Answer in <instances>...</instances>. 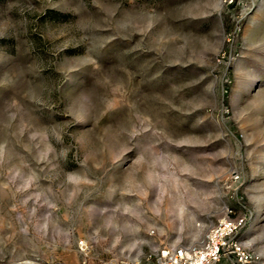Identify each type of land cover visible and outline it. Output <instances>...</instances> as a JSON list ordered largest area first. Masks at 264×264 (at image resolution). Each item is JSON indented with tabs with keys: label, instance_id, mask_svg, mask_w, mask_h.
Returning a JSON list of instances; mask_svg holds the SVG:
<instances>
[{
	"label": "rangeland",
	"instance_id": "rangeland-1",
	"mask_svg": "<svg viewBox=\"0 0 264 264\" xmlns=\"http://www.w3.org/2000/svg\"><path fill=\"white\" fill-rule=\"evenodd\" d=\"M226 208L264 264V0H0V264H151Z\"/></svg>",
	"mask_w": 264,
	"mask_h": 264
},
{
	"label": "built area",
	"instance_id": "built-area-1",
	"mask_svg": "<svg viewBox=\"0 0 264 264\" xmlns=\"http://www.w3.org/2000/svg\"><path fill=\"white\" fill-rule=\"evenodd\" d=\"M244 223V215H235L231 208H226L198 242L163 247L148 259L151 264H257V255L242 241ZM79 244L84 250L85 244L82 241ZM97 264L139 262L110 258Z\"/></svg>",
	"mask_w": 264,
	"mask_h": 264
},
{
	"label": "bare ground",
	"instance_id": "bare-ground-1",
	"mask_svg": "<svg viewBox=\"0 0 264 264\" xmlns=\"http://www.w3.org/2000/svg\"><path fill=\"white\" fill-rule=\"evenodd\" d=\"M191 233H192V236H194V237L196 236V237H197V236L199 235V227L196 226L195 228H193L192 231H191ZM26 261H27V260H26ZM28 261H29V260H28ZM26 263H27V262H26ZM29 263H30V262H29Z\"/></svg>",
	"mask_w": 264,
	"mask_h": 264
}]
</instances>
